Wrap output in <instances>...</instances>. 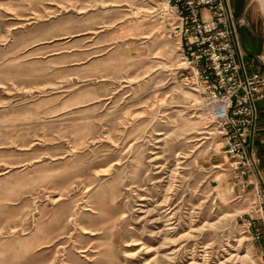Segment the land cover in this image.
<instances>
[{"label":"rangeland","instance_id":"374dc122","mask_svg":"<svg viewBox=\"0 0 264 264\" xmlns=\"http://www.w3.org/2000/svg\"><path fill=\"white\" fill-rule=\"evenodd\" d=\"M151 10L0 0V264H264L257 190Z\"/></svg>","mask_w":264,"mask_h":264},{"label":"built area","instance_id":"2783aa9c","mask_svg":"<svg viewBox=\"0 0 264 264\" xmlns=\"http://www.w3.org/2000/svg\"><path fill=\"white\" fill-rule=\"evenodd\" d=\"M152 21L178 43L188 70L185 86L198 93L206 114L223 138L225 153L243 168L258 193L261 226L250 223L264 240V185L252 150L256 102L264 99V63H247L231 0H145ZM262 228V231L260 229ZM264 255V250L262 251Z\"/></svg>","mask_w":264,"mask_h":264},{"label":"crops","instance_id":"0c3cea01","mask_svg":"<svg viewBox=\"0 0 264 264\" xmlns=\"http://www.w3.org/2000/svg\"><path fill=\"white\" fill-rule=\"evenodd\" d=\"M233 11L238 17L248 18L250 5L248 0H231ZM241 39L244 46V54L247 63L255 66H262L261 61L257 58L262 55L263 41L260 35L253 30V26L247 25L241 28ZM257 121L252 139V150L258 159V169L264 185V99L256 102ZM262 243V247H263Z\"/></svg>","mask_w":264,"mask_h":264},{"label":"bare ground","instance_id":"6f19581e","mask_svg":"<svg viewBox=\"0 0 264 264\" xmlns=\"http://www.w3.org/2000/svg\"><path fill=\"white\" fill-rule=\"evenodd\" d=\"M256 1L259 3L261 10L264 13V0H256ZM263 59H264V57H263Z\"/></svg>","mask_w":264,"mask_h":264}]
</instances>
